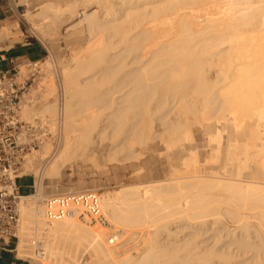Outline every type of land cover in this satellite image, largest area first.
Returning <instances> with one entry per match:
<instances>
[{
	"label": "bare ground",
	"instance_id": "bare-ground-1",
	"mask_svg": "<svg viewBox=\"0 0 264 264\" xmlns=\"http://www.w3.org/2000/svg\"><path fill=\"white\" fill-rule=\"evenodd\" d=\"M21 1L23 3H27L29 5V7H32V8L43 5L41 8V11H42V14H43L44 19H45V23H44L45 27L43 26L44 28H41L40 30L45 35H54L55 33L58 35H61V34L64 35L66 33V32L64 33L65 26L70 25L71 23H73L76 20H79L78 23H76L75 27H74V25H72L74 27V28L72 27L73 29L70 26L72 31L69 29H66L67 32L71 31V33H70L71 35H72V33L73 34L74 33L83 34L84 32L88 34V37H89L88 41L92 43V44H90L91 46L89 45L90 47L88 46V47H86V49L84 48L83 50L73 51L74 53L73 54L71 53L72 56L69 60L73 64L71 63L72 65H69V66L68 65L65 66L63 64L64 67L61 68L62 71L64 72V80L66 82L65 87H66L68 94L71 92V87L69 85L70 84V75H72L71 79H73V74H71V73H74V74L76 73V72H74V70L72 71V69H73L72 67L74 65H76L77 63H80L85 58H89V59L94 58V60H95V56H97L98 53H99V55H104L101 53L104 52L103 50H105L106 47H105L104 42H103L104 45H102L103 43H101V42L103 40L100 39L99 33L105 29H108L109 27H112V28L114 27V29H123L122 25L124 24L123 23L124 21H121L122 18H121L120 13L122 14V12H120V8H119V6H122V5H120V2H118L120 0H21ZM122 1L125 2V0H122ZM157 1H159V0H156V1L155 0H152V1L149 0V3L152 2L153 5H155V4H157ZM163 1H164V3H166V4L163 3L164 5L161 6V8L163 9V10L161 9L162 10L161 13L164 12L163 13L164 15L161 14L163 17L160 18V21L158 23L161 26L164 25L166 27L163 26L162 27L163 29H159L160 28V26L158 28L159 24H156L157 26L155 25V27H153L151 25V23H150L151 26L149 25V23H147L149 26H147V24L146 25L144 24L140 30L141 34L139 35V37H141L139 40H141V41L138 40V43L136 42L137 44L136 43L134 44L136 47L133 48L132 47L133 45L131 46L133 48V51L137 48L140 50V52L136 50L139 53L134 54L135 56L132 55L133 58L131 61H133V62L131 64V67H132V65H133V67H132V69H130L128 71V73L126 75L127 79L129 80V81H127V85H131L132 82H134V84H132L133 85L132 87L129 86L131 89L128 92L129 93L128 96L131 97L130 96L131 94H133V93L136 94L137 92L135 93L134 90H136V91L142 90L143 91L142 95H144V96L147 95L146 96L147 98L150 95L152 96V94H154V95L159 94L160 95V96L158 95L159 98L160 97L164 98V97H168V96L180 98V97H185V96L188 97L187 95L190 93L192 95H189V96L190 97L192 96V98H195V99L199 96H203V100H206V102H204L203 104H207V106L212 105L211 106L212 107V119L214 117H216V115L218 117H220V119L222 118L221 120H223V121L225 119V122L222 124V127L224 129L220 125H218V121L220 119L218 121H217V119H215L214 121L212 120V123H210V122L208 123L209 125H211L209 128L210 129L212 128V134L216 135V133H217L216 136L214 135L215 138H212V142H213L212 148H213V150H216L215 155L217 154V156H215L214 154H212V155H214L215 157H217L219 159V160H217V158L215 159L218 161V163L220 162V165L215 167L214 170L219 169L220 171L219 172H217V170L214 171V172H216V174H214V173L212 174V179H214V180H212V183L210 182V185L207 184L208 182L207 183L203 182V184H205V183L207 184L206 185L207 187L205 188L206 192H204L205 190L202 191L203 194H206V195H204V196L200 195L199 198L197 197L194 200H192V202L194 204L192 203L193 205L191 204V207L188 205L189 209L187 208V210H189L191 212H189V214L184 215V216H187V219H188L187 224H189L188 226H190V227L191 226L196 227L197 225L199 228L204 227L205 225L207 227L208 224L210 225V222H208L205 218L212 216V224L211 225H213V224H218V225L221 224L222 225L223 218H226L227 221H230V223L232 222L235 224L236 227L235 226L234 227L236 228V230L238 229L240 231L241 230L246 231V233H248V235H247L248 237H252L251 235L254 234V232H258L261 236H263V239H264V0H171V1L170 0H168V1L162 0V2ZM146 2H148V1H146ZM167 2H169V4L171 6H172V4L170 2H174L173 6L171 7L169 4L167 5ZM152 3H150V4H152ZM126 4H127V2H126ZM143 4H145V0H144ZM129 5H131V4H129ZM166 5H167V7H164ZM126 6L129 7L128 4ZM168 6H169V9H168ZM40 7H39V9H40ZM123 7L124 6H122V9H123ZM157 7H158V5H157ZM159 9H160V7H159ZM201 10L204 13H202ZM123 11H125V10H123ZM127 14H128V12H127ZM153 17H155V16H153ZM155 19H157V18H155ZM117 23H119L120 25H118ZM34 24H36V23H34ZM115 24H117V25H115ZM141 24H142V22H140L138 20L135 21L134 23L131 22L130 27L124 28V29H128L126 31L127 36L129 35L130 31L138 29L141 26ZM154 24H155V22H154ZM36 25H38V24H36ZM14 27H16V26H14ZM10 28H13V27H10ZM164 28H166V29H164ZM196 29H198V30H196ZM12 33L13 32L11 31V29H5L4 28L0 31V38H8L11 36ZM122 33H123V31H122ZM124 33H125V31H124ZM124 33L122 35H124ZM66 35H67V33L65 34V36ZM125 35H124V38H122V39H125ZM129 38L131 39L130 36H129ZM127 40H128V38H127ZM93 42L94 43L98 42L99 44H96V43L94 44ZM101 45L104 47L102 48ZM100 51H101V53H100ZM107 51H108V49H107ZM136 51H134V52H136ZM131 52H132V50H131ZM101 57L102 56H100V58ZM100 58H99V60H100ZM86 60H88V59H85L84 61L86 62ZM85 62L82 61L81 63L83 64ZM97 62H98V59H97ZM129 63H131V62H129ZM92 65H93V63H92ZM129 66H130V64H129ZM211 71H212V74H211ZM124 79H126V78H124ZM123 81H121V82H123ZM128 82H129V84H128ZM72 83L74 85V82H72ZM44 90H46V89H44ZM36 93H38V92H36ZM72 94H73V92H72ZM193 94H195V96H197V97H194ZM137 96L139 97L138 93H137ZM137 96H136V98H137ZM133 97H134V95H133ZM152 97H154V96H152ZM166 99H164V100L166 101ZM161 100L159 102H161ZM174 100H176V99L174 98ZM137 102L140 103L139 100ZM149 103H148V105H149ZM194 103H196V102H194ZM165 104H166V102H165ZM189 104L187 106L184 104L183 105L185 107H187L189 110V107H188ZM46 105L47 104H44L42 107L40 106L41 107L40 110H41L42 115L44 112L50 113V112L56 111L53 107L46 106ZM95 105H93V106H95ZM167 105H168V103H167ZM108 107H109V105H108ZM131 107L132 106L129 105V107L127 106V109L131 108ZM137 107L136 106L132 107V110H130V111H133L134 108L137 109ZM160 107H161V105H160ZM23 108H24L23 114L28 118L32 117L31 116V112L33 111V110L31 111L32 108L30 109L28 107V105L24 106ZM106 109H107V107H106ZM117 109H118V107H117ZM154 109L156 111V108H154ZM135 111H138V110H135ZM139 111H140V109H139ZM152 111H151V113H152ZM169 111H170V109H169ZM126 112H127V110H126ZM143 112L141 111L142 114H143ZM55 113H57V112H55ZM116 113H118V112H116ZM141 113L139 112L138 114L141 115ZM174 113H172V114H174ZM179 114H180V112H179ZM129 115H130V113H129ZM144 115H145V113H144ZM182 116H184V115H182ZM52 117L53 116H51V118ZM96 117H98V116H96ZM118 117H119V113H118ZM142 117H144V116L142 115ZM72 118L73 117H72V114L70 112V105L63 106L62 119H63V123L65 126V134L63 133V135H65V136H64L63 141L61 142L62 145H61L60 151H58L56 153V155H57L56 158H55V155L52 154V155H54L53 157L55 159H54V161L52 159H50L51 161H53V163H52V165L49 164L50 166L48 165V167H50L49 169L47 167V169L49 170L48 174L49 173L52 174V173L58 171L63 164L68 162L70 159L74 158L76 155L78 156L81 154L80 156H83V155L87 156L93 152H98V153L102 152L101 151L102 149L99 147V145L95 146V144H94L95 139L96 138L99 139L100 137L98 138L97 137L98 135H96V134H95L96 138L92 137L93 131L91 132V131L86 130V129H85V131H82V132L78 131V133H77V131L75 130V126H74L75 123L73 124ZM136 118H137V116H136ZM130 119H131V116H130ZM132 119H133V117H132ZM139 119H141V118H139ZM182 119H183V117H182ZM128 120L129 119L126 118V121H128ZM221 120L219 122H221ZM121 121H123V120H121ZM121 121H120V123H122ZM88 122H91V121H88ZM128 122L132 123L131 121H128ZM137 123H139V122H137ZM162 123H163V121H162ZM186 123H187V121H186ZM186 123H184V124H186ZM120 125H122V124H120ZM139 125H141V124H139ZM139 125H137V126L134 125V126L138 128ZM147 125H148V123H147ZM165 125H167V124H164V126ZM129 126H131V125H129ZM129 126H127V127H129ZM151 126H153V125H151ZM177 126H178V124H177ZM97 127H99V126H97ZM131 127L128 129L129 131L127 130L128 136H129V133L130 134L132 133L133 127H132V130L130 131ZM102 128H104V127H102ZM137 128H136V130H137ZM142 128H144V127H142ZM175 128H176V126H175ZM220 128L222 129V131L226 130V132L225 133H223L224 131L223 132L222 131L217 132V130H219ZM123 129H121V130H123ZM151 129H153V128H151ZM173 129H174V127H173ZM179 129L177 128L176 131L180 132ZM63 130H64V128H63ZM142 130L139 131L140 134L137 132L138 135L142 134L141 133ZM155 130H157V129H155ZM60 131H62V130H60ZM103 131H104V129H103ZM176 131L174 132L175 134L173 136L171 135L172 138L169 136L171 139V143L175 146L174 149H176V147H178L179 143L182 142L181 139L183 140V138H181V139L179 138V135H178L179 133L177 132L178 133L177 134ZM113 133H114V130H113ZM147 133H148V130H147ZM149 133H150L149 136H150V138H152V140H153V138H155V136H157L151 130L149 131ZM99 134H101V133H99ZM148 134H147V136H148ZM164 134H166V133H164V131H163L162 135H164ZM181 134H182V132H181ZM183 134H182V137H183ZM225 134H227L226 138L224 137ZM124 135H126V134H124ZM132 135H134V134L133 133L131 134V139L133 137ZM143 135H145V132L143 133ZM187 136L188 135H186V137ZM138 137L134 138L135 141L138 139ZM162 137H164V136H162ZM108 138H109V136H108ZM143 138H145V139H143ZM127 139H128V137H127ZM148 139H146V136L145 137L143 136L141 138V141H140L141 144L147 145V143L149 142V141L147 142ZM164 139H166V136L164 137ZM99 140H98V142H99ZM114 140H112V141H114ZM138 140H140V139H138ZM152 140H150V141H152ZM161 140H163V139H161ZM135 141H133V144L135 143ZM166 141L168 142V140H166ZM140 142L138 141V143H140ZM161 142H163V141H161ZM100 145H101V143H100ZM125 145H127V144H125ZM145 145H143L144 149L146 148ZM102 147L106 148V144L103 145ZM128 147H131V146H128ZM128 147H127V149H128ZM51 148L52 147H51L50 142L46 141L42 145V148H41L42 153L40 152L41 154L38 155L39 151H36V152H38V154L36 153L35 155H33L32 158L29 159L28 163L30 164V166L33 165V167L35 169V167L36 166L38 167L40 165V163L46 161L45 160L46 159L45 157H47L46 155H48V154L51 155V152H50ZM147 148L150 150V152L153 150L151 145L149 146V144L147 145ZM180 148H181V146L175 150L174 156L177 157L178 154H179L178 156L181 155L180 153L182 152L183 149L182 148L180 149ZM143 151H141V152H143ZM81 152H84V153H81ZM138 152H140V149ZM109 153H110V151H109ZM130 153L132 154L133 152H130ZM139 154L142 155L144 153H142V154L139 153ZM127 155H128V153L126 154V156ZM135 155H137V154L135 153ZM126 158H128V157H126ZM177 158H180V157H177ZM171 159H172V157H171ZM175 159H173V160H175ZM49 163H50V161H49ZM186 164L187 163H185V166H186ZM30 171L33 172L32 169H30ZM59 171H61V170H59ZM212 171H213V168H212ZM42 173H44V172H42ZM187 179H189V178H187ZM42 181L43 180H41L39 182V185L42 183ZM179 181H181V180H179ZM158 183H160V182H158ZM143 185L145 186V184H143ZM151 185H152V183H151ZM161 186H162L161 188H163V185H161ZM199 186H202V185H200V182H199ZM135 187H137V186H135ZM198 187H197L196 191H198V189H200ZM202 187H204V186H202ZM133 188H134V186H133ZM156 188L154 186H150V187L148 186L144 190L145 192L142 196H141V193H143V192L139 193L140 194V196H139V194L137 193L136 190L134 191V193L132 191L133 194H136V193L138 194V196H137V194H136V196L134 195L135 196V197L133 196L134 198H132L131 192L128 191L129 192L128 195L131 194V196H129L130 200L126 199L128 197L127 194L124 195L125 197H122L123 193H120V192L119 193L117 192V195L116 194L115 195L108 194L106 197H104V199H102L101 212L106 217V221L102 222V223H94V222L86 223V222L80 220L78 217H65L62 219L52 220V222H50V224H48L49 222L48 223L44 222L45 221L44 218H43L44 221L41 220L42 219L41 216L43 214V211H36V208L32 205L34 203H32L31 205L30 204L28 205L27 199H29V198L32 199V197L36 196V195L22 196L21 197V200H22V202H21V217L23 220V226L20 228V232H19L20 233L19 234L20 242L18 245L19 254L22 256V252L24 251L23 248L25 245L23 242L25 240L26 230H30L29 224H32V225H35L38 230H44L47 233L46 234L47 237L44 236L45 238H48V240L45 243L46 260L51 259V261H52L53 259H57V261H59L60 264H64L65 261H67V263H68V261L73 262V259L76 256L79 257V255H81L79 250H78L80 246H85L86 250L88 249V251L91 250L92 254L95 255L96 257H98V259H100L98 261H100L101 264H226V263L232 264L233 263L232 257L237 256V255L236 256L234 255V250H236L238 248L239 249L238 252H241L242 248H241V246H238L240 244L237 245V243H236L237 248L236 249L234 248L232 251L229 250L230 252L226 253L225 251L228 250L227 248L232 249V247H228V245H227V248H225L226 250L224 251L223 246L225 244L223 246L222 245L219 246L221 243L220 244H217V243L221 242V240L216 238L215 240H217V242L215 240H214L215 242H213V244L215 243L216 245H211L212 243H210L209 245H211V246H209V247L213 246L212 249H210V248H208V245H207L209 243V241H207L208 242L207 243L206 240H211V239L202 240V239H199L198 236H197L198 238L195 236V239H194V238H190V237H192L191 236L192 234L191 235L189 234L190 237H188V235L186 236V238H189V239L183 240V238H181V237H182V234L184 233L183 232L184 230H181L182 227L180 228V226H181L180 224H179L180 226L177 227L179 229L175 230V228H174V231L171 229H170V231L168 230L169 232L167 231L168 235H166V237L164 236V234H161L162 233L161 229L162 228L164 229V226L161 227L162 226L161 224H164L165 222L162 221V223H161L160 220L165 219V217L166 218L168 217L167 221H170L169 218L171 219V216L173 218L177 214L182 215L183 213H182V210L180 209V207L181 206L183 207V205L185 207V204H183V205L181 204V206H179L181 201L179 200V202H177L178 201L177 199H179L180 196L175 198L176 193H178L177 191L173 195L170 194V192H173L175 189L173 191L172 190L168 191L169 187H168V189L166 187L167 190L163 189L166 192H163V190H161V188L158 189L159 188L158 187L157 188L158 190H155ZM173 188H175V187H173ZM171 189H172V187H171ZM192 191H193V189H192ZM200 191H201V189H200ZM91 192L92 191H89L87 193H91ZM202 192H201V194H202ZM207 192H208V194H207ZM209 192H212V193L209 194ZM81 193H83V192H81ZM195 193H197V192H195ZM198 193L200 194V192H198ZM188 195H190V193ZM188 195H187V197H188ZM66 196H71V195H66ZM56 198H58V196L51 197L50 199H56ZM192 198H193V195H192L191 199ZM184 199H188V198H184ZM190 202H189V204H190ZM184 210L187 211L186 209H184ZM36 212H37V214H36ZM186 213H188V211ZM178 215H177V219H178ZM180 218H181V216H180ZM251 220H255V222L251 221ZM179 221H181V220H179ZM35 222H36V224H34ZM158 222H160V225H158L159 224ZM168 223H170V222H168ZM168 223L164 224L165 227H166V224H168ZM224 224H225V220H224ZM168 225H170V224H168ZM150 226H152L153 229H150ZM158 226H159V228H158ZM173 226H176V224ZM126 227L132 228L133 230H135L134 228H137V229L140 228L142 230V232L145 233L142 236H145V238H146V240H145V242H147V244L145 245L146 248H144V247H143L144 249L140 248L141 250L142 249L143 250L141 252L137 253L136 255H133V256L131 255L132 253L130 254L129 251H128L129 253H127L126 252L127 249L125 250V248H124L125 252L123 250L124 253H122V251L118 250L123 245H125L123 243L126 240L122 241L123 242L122 244L117 242L118 245L115 247L109 246L110 239L114 236L117 237V239H119L120 237L118 236L119 235L118 232H120L124 228L126 229ZM168 227L170 228L172 226H168ZM185 228H187V227H184V229ZM31 229H33V228H31ZM163 229H162V231H163ZM187 229H189V228H187ZM200 229H202V228H200ZM200 229H199V231H200ZM219 229H218V231H219ZM109 230H112L113 233ZM126 230H128V229H126ZM141 230H139L140 233H141ZM166 230H167V228H166ZM139 231L138 232L134 231L133 234L135 235V237L137 235H139V234H137V233H139ZM192 231H194V230H192ZM197 231H198V229H197ZM201 231H202V233H204V229ZM221 231H222V228H221ZM227 231H228V233H230V230H228V228H227ZM40 232H43V231H40ZM109 232H111L110 234H112V236L109 234ZM127 232H129V231H127ZM231 232H233V231H231ZM41 234L43 235V233H41ZM194 234L197 235L196 233H194ZM213 234H215V233H213ZM244 234H243V236H244ZM107 235H110L111 237H109ZM198 235L200 237H202V234H198ZM219 235H221V232ZM224 235H222V236H224ZM227 235L224 237H227ZM229 235H231V234H229ZM232 235H233V233H232ZM255 235H256V233H255ZM260 235L258 237H260ZM67 236L73 238V240L75 241L74 244L76 243L75 244L76 246L73 247V249L71 248L70 250H67L65 248H63L65 250H62L60 245H61V242L63 240L61 241V239H62V237H67ZM205 236H207V235H205ZM205 236L203 234V237H205ZM214 236L215 235H212V237H214ZM222 236H220V237L222 238ZM130 237H133V236L130 235L129 238ZM193 237H194V235H193ZM220 237L218 236V238H220ZM231 237H233V236H231ZM71 238H69V239H71ZM242 238H239L240 239L239 242H241V243L243 241ZM222 239H225V238H222ZM238 240H236V241H238ZM44 241H45V239H44ZM127 241H129V240H127ZM233 241L235 242L234 239H233ZM244 241L246 244V240H244ZM248 241H249V239H248ZM252 241H253V239H252ZM262 241H264V240H262ZM230 242H231V240H230ZM71 243H73V242H71ZM71 243H70V245H71ZM232 243H229V244H232ZM247 243H249V242H247ZM64 244H66V243H64ZM233 244H235V243H233ZM254 244H252V245L254 246ZM241 245H243V244H241ZM252 245H247V246H251V248H252L253 247ZM260 245H261L260 248H262L263 244H261V241H260ZM256 246L258 247V245H256ZM134 247H136V246H134ZM246 248H249V247H246ZM253 248H255V246ZM130 249H132V248H129V250ZM245 249L243 252H245ZM81 250H82V248H81ZM83 250H84V248H83ZM83 250H82V252H83ZM255 250L261 251L259 249V247H258V250L257 249H255ZM262 250H264V248H262ZM182 253L185 257L181 256ZM244 254H246V252ZM256 254H257V252H256ZM240 255H242V252L239 253V256H237V257H240ZM252 255H254V253ZM263 256H264V252H262V253L258 252V254L256 256V257H258V260H257V258H256V260L259 262L255 261V257H254L253 261H255V263L251 262L249 264H253V263L254 264H264V257ZM182 258H184V259H182ZM242 258H244V257H242ZM251 258L253 259L252 256H251ZM44 259H45V257H44ZM76 259H77V257H76ZM238 259H240V258H238ZM248 259H247V261H248ZM57 261H56V263H57ZM249 261H250V259H249ZM42 262H43V259H42ZM53 262H55V261H53ZM70 262H69V264H70ZM77 263H78V261H77ZM241 263H243V262H241Z\"/></svg>",
	"mask_w": 264,
	"mask_h": 264
},
{
	"label": "rangeland",
	"instance_id": "rangeland-1",
	"mask_svg": "<svg viewBox=\"0 0 264 264\" xmlns=\"http://www.w3.org/2000/svg\"><path fill=\"white\" fill-rule=\"evenodd\" d=\"M12 1L15 4V6L19 7L18 10H19V17H20V28L18 29V32H20V35L23 36L24 42L25 43H27V42L37 43L38 45H40V47L43 48L42 59L40 60V63L37 66H33L31 68L27 64H25V65H22V67L20 68L21 75L25 76V77L30 76V73H32V71H34V70L37 71V73L35 75V82L33 83L32 87L29 89V92L25 98L24 105H23V107L28 105V107L30 109L32 108L31 109V111L33 110L31 112L32 117L28 118L23 113L22 114H23V117L25 119H31V118H35V117H38V118L44 117V118L49 119L52 123L51 129H52V134H53V138L48 139V142H50L52 148L50 149L51 155L48 154V155H46L47 157H45L46 161L40 163V165L38 167L36 166L37 168L35 167V169H34L33 165L30 166L28 161L30 158L33 157V155H35L36 153L38 154V152L35 151V152H33V154H31L27 157L25 168L27 170L32 169L33 172H31L29 175L24 177V178H29L31 180L30 191L25 196L36 195V196H33L32 199L31 198L27 199L28 205L29 204L31 205L32 203H34L32 205L36 208V211H44L46 200L51 198V197L73 195V194H78L81 192H89V191L98 193L100 198H101V204H102V199H104V197H106L108 194H113V195L116 194L117 195V192L118 193L120 192V193H123L122 197H125L124 195H126V194L128 195L129 192H131L132 198H134L137 193L139 194V193L143 192V193H141V196H142L145 192L144 190L148 186L149 187L154 186L155 188L159 187L158 189H160L162 187L161 185H163V188H161V190H163V189L165 190L166 187H167V189L169 187L168 191L169 190L173 191L175 189L173 192H170V194L173 195L177 191L178 193H176L175 198L180 196L179 199H177L178 200L177 202H179V200L181 201L179 206H181V204L182 205L185 204L186 208L184 207V205H183V207L181 206L180 209L182 210L183 214L182 215L177 214L178 219L181 221H179L177 219V215H175V216L173 215L174 216L173 218L171 216V219L169 218L170 221H167L168 217L167 218L165 217V219L160 220L161 223H162V221L165 223L170 222V223H168L170 225L166 224V227L164 225L165 223L161 224L162 225L161 227L164 226V229H165L164 230L162 228L163 231L161 229V232H162L161 234H164V236L166 237V235H168V232L170 231V229L174 231V228H175V230H177V229H179L177 227L181 225L180 226V228L182 227L181 230H184L183 231L184 233L182 234V237H181V238H183V240L189 239V238H186V236L188 235V237H190L191 234H192L191 235L192 237H190V238L195 239V236L196 237L198 236L199 239H202V240L211 239V240H206V242L209 241V243L207 242L208 248L212 249L213 246L212 247H209V246L216 245L215 243L213 244V242H215V241L217 242V240H215L217 238V239L221 240V242L217 243V244L221 243L219 246H221V245L223 246L225 244L223 246L224 251L226 250L225 248H227V245H228V247H232V249L227 248L228 250L225 251L226 253L230 252L229 250L232 251L234 248L236 249L237 248L236 246L238 244H240L238 246H241V248L243 249V250L241 249L242 255H240V257H237V256H239V253H241V252H238L239 251L238 248L236 250H234V255L235 256L237 255V256L232 257L233 259L231 258L233 260V263L234 264H240L241 262H243L244 264H249L251 262L255 263V261L258 260V257H256L258 252H261V253L264 252V250H262V248H264V241H262V240H264V239H263V236H261L258 232H254V234L251 235L252 237H248L247 236L248 233H246V231L241 230L242 231L241 232L238 229L236 230L235 224L232 222L230 223V221H227L226 218H223L222 225L221 224L220 225H218V224L211 225L212 224V216H209L210 218L207 217L208 219L205 218L208 222H210V225L208 224L207 227H206V225L204 227H200L202 229H200L198 227V225L196 227H194V226L190 227V226H188L189 224H187L188 223L187 222L188 221L187 216H184L186 214H189V212H191V211L187 210V208L189 206L191 207V204L193 203L192 200H194L197 197L199 198L200 195L201 196L206 195V194H203L202 191L205 190L204 192H206V189H205L207 187L206 185L207 184L210 185V182L212 183V180H214V179H212V174L213 173L216 174V172H214V171H216V170H217V172L220 171L219 169L214 170L215 167L220 165V162L218 163L217 160H219V159L217 157H215V156H217V154L215 155L216 150H213V148H212V143H213L212 138H215L217 133H216V135L212 134V128L211 129L209 128L211 125L208 124L209 122L212 123V120L214 121L215 119H217V121H218L220 119V117H218L216 115L217 118L213 116L214 118L212 119V107H211L212 105L207 106V104H203L204 102H206V100H203V96L197 97V96H195V94H193L194 97L198 98V99L197 98L195 99V98H192V96L191 97L189 96V95H192L190 93L187 95L188 97L185 96V97H180V98L179 97L176 98V97H172V96H168L169 98L168 97H164V98L160 97L159 98V96H160L159 94L154 95L151 93L152 96H154V97H152L149 94L151 97L148 96V98H147L146 97L147 95L146 96L142 95L143 94L142 90H137V91L134 90L135 93L136 92L138 93L139 97L137 96V93L131 94L130 95L131 97L128 96L129 95L128 92L131 89L130 87L133 86L132 84H134V82H132L131 85H127V81H129V80L127 79L126 75H127L128 71L130 69H132V67H133V65L131 67V64L133 62L131 60H132L133 56H135L134 54H138L140 52V50L137 48L134 51L137 50L139 52L133 51V48L136 47L134 44L136 42L138 43V40L141 38V37H139V35L141 34L140 30L144 24L146 25L147 23H149V25H150V23H151V25L153 27H155L156 24H159L158 22L160 21V18H162L163 17L162 15H164L163 14L164 12L161 13L163 10L161 8V6L166 4V3H164V1L162 2V0L157 1V4H155V5H153L152 2H150V3H152V4H150L149 0H145V4H143L144 0H125V2H123L122 0L118 1V2H120V5L125 7V8L123 7V9H122V6H119L120 12H122V14L120 13L121 18H122L121 21H124L123 22L124 24L122 25L123 29H114V27L113 28L109 27L108 29H105L99 33L100 39L103 40L101 43L104 42L105 47H106L105 50L102 49L104 52L101 53V51H100V53L104 54V55H99V53H98L99 56L98 55H97L98 57L95 56V60H94V58H90V59L85 58V59H88V60H86V62L84 61L85 59H83V60L81 59L85 63L82 64L81 63L82 61H81L80 63H77L78 65L76 64L72 67L73 68L72 71L74 70V72H76V73L75 74L71 73V74H73V79H71L72 75H70V84L69 85L71 87V92L69 93L70 94L69 95L67 93V90L65 87L66 82L64 80V72L62 71L61 68H63L64 65L69 66V65L73 64L72 62L69 61L72 54L74 53L73 51L83 50L84 48L86 49V47H88L90 44H92L91 42L88 41L89 40L88 34L85 32L83 34H76V33H74V34L72 33V35L70 34L72 31L71 28L73 27L72 25H74V27H75L76 23H78V21H79V20H76L73 23H71L70 25L65 26L64 33L65 32L67 33L66 36H65L66 33L64 35L63 34L58 35L56 33L54 35H45L40 30L41 28L45 27L44 26L45 19H44V16L42 14V11H41V8L43 5H40L41 7L38 6V7L32 8V7H29V5L27 3H23L21 0H12ZM146 1H148V2H146ZM150 1H152V0H150ZM166 1H168V0H166ZM126 2H127L129 7L126 6L127 5ZM170 3L173 6L174 2H170ZM129 4H131V5H129ZM168 4H169V2H167V5ZM157 5H158V7H157ZM167 5L164 7H167ZM39 7H40V9H39ZM159 7H160V9H159ZM168 9H169V6H168ZM123 10H125L126 12ZM127 12H128V14H127ZM202 13H204V12L202 11ZM153 16H155V17H153ZM155 18H157L158 20ZM137 20L142 22L141 26L136 30L130 31L129 35L127 36L126 31L128 29H124V28L130 27V23L131 22L134 23ZM153 21L155 22V24ZM34 23H36L38 25H36ZM117 24L120 25L119 23H117ZM117 24H115V25H117ZM149 25L147 24V26H149ZM70 26H71V28H70ZM159 26H160V28H159ZM163 26L164 25L161 26L159 24L158 28L163 29L162 28ZM164 27H166V26H164ZM66 29H69L71 31L68 30L69 32H67ZM164 29H166V28H164ZM196 30H198V29H196ZM122 31H123V33L125 31L124 35L126 34L125 39L127 40V38H128L127 41L125 39H122V38H124V35H122L123 34ZM129 36L131 37V39L129 38ZM139 41H141V40H139ZM95 43L99 44L98 42H95ZM104 43L102 45H104ZM103 47L104 46H102V48ZM107 49H108V51H107ZM131 50H132V52H131ZM100 56H102V57L100 58ZM99 58H100V60H99ZM97 59H98V62H97ZM91 62L93 63V65ZM129 62H131V63H129ZM128 63L130 64V66ZM211 74H212V71H211ZM124 78H126L127 80ZM71 81L74 82V85ZM121 81H123V82H121ZM128 84H129V82H128ZM44 89H46V90H44ZM36 92H38V93H36ZM72 92H73V94H72ZM133 95H134V97H133ZM136 96H137V98H136ZM174 98L176 100H174ZM191 98L193 100L194 99L195 100L193 101ZM137 99L140 101V103L137 102L138 101ZM164 99H166V101ZM160 100H161V102H159ZM164 101L166 102V104ZM194 102H196L197 104ZM148 103L150 106L148 105ZM167 103H168V105H167ZM44 104H47L46 106L53 107L56 111L50 112V113L44 112L42 115L40 108ZM183 104L186 106L189 104V106H188L189 110ZM66 105H70V112H71L72 117H73L72 122H73V124L75 123L74 126H75V130L77 131V133H78V131L79 132L85 131V129L89 130L91 132L93 131L94 134L92 133V135H93L92 137L96 138L95 137L96 135H98L97 136L98 138L100 137L99 138L100 140L97 138H96L97 140L95 139L94 144H95V146L99 145V147L102 149L101 150L102 152H99V153L93 152L87 156L83 155L84 157L80 156L81 154L78 156L76 155L74 158H72L73 160L70 159L68 162L65 163L66 165L63 164L64 166L62 165L60 167L59 170H61V171L58 170L52 174H50V173L48 174V172H49L48 169L50 168V167H48V165L49 164L52 165L54 159L57 156L56 153L58 151H60V148L62 145L61 142L63 141L64 136H65V135H63V133L65 134V126L63 123V119H62V110H63V106H66ZM93 105H95V106H93ZM108 105L110 108L108 107ZM129 105L132 107H135V106L136 107L138 106V107H137V109L134 108L133 111H130V110H132V107L127 109V106L129 107ZM160 105H161V107H160ZM106 107H107V109H106ZM117 107H118V109H117ZM138 108L140 109V111ZM154 108H156V111ZM169 109H170V111H169ZM23 110H24V108L22 109V112H23ZM126 110H127V112H126ZM135 110H138V111H135ZM141 111L142 112L144 111L143 114L141 113ZM151 111H152V113H151ZM55 112H57L58 114ZM116 112L119 113V117H118V113H116ZM139 112L141 113V115L138 114ZM171 112L172 113L175 112V113L172 114ZM179 112H180V114H179ZM129 113H130V115H129ZM144 113H145V115H144ZM135 115L137 116V118ZM142 115L144 117L145 116L146 117L144 118V117H142ZM182 115H184V116H182ZM51 116H53V117L51 118ZM96 116H98V117H96ZM130 116H131V119H130ZM132 117L134 120L132 119ZM182 117H183V119H182ZM126 118L129 119L128 121H131L133 124L126 121ZM139 118H141V119H139ZM121 120H123V121H121ZM88 121H91V122H88ZM120 121L122 123H120ZM162 121H163V123H162ZM186 121H187V123H186ZM219 121H218V125H220L222 127V124L225 122V119H224V121L223 120H221V122H219ZM137 122H139V123H137ZM147 123H148V125H147ZM184 123H186V124H184ZM120 124H122V125H120ZM139 124H141V125H139ZM164 124H167V125L164 126ZM177 124H178V126H177ZM126 125L127 126L131 125L133 127V130H132L131 126L127 127ZM134 125L135 126L139 125V126L137 128ZM151 125H153V126H151ZM174 125L176 126V128ZM97 126H99L101 129ZM102 127H104V128H102ZM130 127H131L130 131L132 130V133L134 134V135H132L133 136L132 139H131L132 133L131 134L129 133L130 137L127 135L128 131H129L128 129ZM142 127H144V128H142ZM173 127H174V129H173ZM63 128H64V130H63ZM136 128H137V130H136ZM151 128H153V129H151ZM167 128L168 129L170 128V129L168 130ZM177 128L178 129L180 128L179 129L180 132L176 131ZM103 129H104V131H103ZM121 129H123V130H121ZM139 129L142 130L141 135H138V133L140 134ZM155 129H157V130H155ZM60 130H62V131H60ZM113 130H114V133H113ZM147 130H148V133L150 130L153 131L155 133V135H157V136H155V138H153V140H152V138H150V136H149L150 133L148 134ZM174 130L176 131V133L177 132L179 133V134L178 133L177 134L179 135L180 139L183 138V140L181 139V141L183 143L180 142L178 145V147L181 146V148L183 150L180 153L181 154L180 156H178L179 154L177 155V157H180V158L182 157L181 159L174 156L175 150L178 149V147H176V149H174L175 146L171 143V139H170L171 135L173 136L175 134ZM143 131L145 132V135H143V133H144ZM163 131L167 135L166 134L162 135ZM218 131L221 132L222 129L220 128L219 130H217V132ZM98 132L101 134H99ZM181 132H182V134L183 133L185 134V135L183 134V137H182ZM225 132H226V130L223 133H225ZM146 133L148 134V136ZM124 134H126V135H124ZM186 135H188V136L186 137ZM226 135L227 134H225V136H224L225 138H226ZM108 136H109V138H108ZM143 136L144 137L146 136V139L149 138L147 140V142L148 141L149 142L148 143L146 142V143H147V145L149 144V146L151 145V147L153 149L151 151L152 153L147 148V145L141 144L140 141H141V138ZM162 136H164V137L166 136V139H164V137H162ZM127 137H128V139H127ZM137 137L140 140L137 139L135 141L134 138H137ZM143 139H145V138H143ZM161 139H163V140H161ZM98 140L101 143V145L98 142ZM112 140H114V141H112ZM150 140H152L153 142ZM166 140H168V142ZM133 141H135L136 144L135 143L133 144ZM138 141L140 143H138ZM161 141H163V142H161ZM102 144L103 145L106 144V148L105 147L103 148ZM125 144H127V145H125ZM143 145H145L149 151L146 148L144 149ZM128 146H131V147H128ZM127 147H128V149H127ZM41 148L37 150V151H39L38 155H40L42 153ZM139 149H140V152H138ZM109 151H110V153H109ZM141 151H143V152H141ZM130 152H133V153L131 154ZM81 153H84V152H81ZM127 153H128V155L126 156ZM135 153L137 155H135ZM139 153H141V154L144 153V154L140 155ZM52 154L55 155V158L53 157L54 155H52ZM212 154H214L215 156ZM126 157H128V158H126ZM171 157H172V159H171ZM216 158H217V160H215ZM50 159H52L53 161H51ZM173 159H175V160H173ZM48 160L50 161V163ZM185 163H187L186 166H185ZM47 167H48V169H47ZM212 168H213V171H212ZM42 172H44V173H42ZM187 178H189V179H187ZM41 180H43L44 187H43L42 191L39 190V192L37 193L38 184ZM179 180H181V181H179ZM158 182H160V183H158ZM199 182H200V185H202L204 187L199 186ZM203 182H206V183L208 182V183L203 184ZM151 183H152V185H151ZM143 184H145V186ZM195 185L196 186L198 185L199 187L198 186L197 187L200 188L201 191H200V189H198V191H196L197 187ZM133 186H134V188H133ZM135 186H137V187H135ZM171 187H172V189H171ZM173 187H175V188H173ZM157 188L155 190H158ZM192 189H193V191H192ZM135 190L137 191V193L135 192L136 194H133ZM164 190H163V192H166ZM132 191H133V193H132ZM195 192H197V193H195ZM198 192H200V194ZM201 192H202V194H201ZM189 193H190V195H188ZM210 193H212V192H209V194ZM131 194L128 195V197L126 196L127 197L126 199H129V196H131ZM138 194H137V196H138ZM207 194H208V192H207ZM187 195H188V197H187ZM192 195H193V198L191 199ZM139 196H140V194H139ZM184 198H188V199H184ZM21 202H22V200L20 199V222H19V226L17 228V233H16L18 243L20 242V236H19L20 228L23 226V220L21 217ZM189 202H190V204H189ZM184 209H186L188 211V213H186L187 211H185ZM36 214H37V212H36ZM180 216H181V218H180ZM41 218L40 219L42 221H44L42 216H41ZM224 220H225V224H224ZM251 221L255 222V220H251ZM44 222L48 223V221H46V220ZM158 223L157 224L160 225V222H158ZM34 224H36V222ZM48 224H50V222ZM175 224H176V226H173ZM167 225L172 226V227L169 228ZM29 226H30V228H29L30 230H26L25 240L23 242L25 245L23 244L24 245V248H23L24 251L22 252V257L31 260L35 264H55L57 259H53L52 261H51V259L46 260L45 243L48 240V238H45L44 236L47 237V235H46L47 233L44 230H38L35 225L29 224ZM184 227H187L190 230L192 229L194 231H192V230L190 231L187 228L184 229ZM31 228H33V229H31ZM158 228H159V226H158ZM166 228H167V230H166ZM221 228H222V231H221ZM227 228H228V230H230V233H228ZM126 229H128V230H126ZM126 229L124 228L123 230L118 232V234H119L118 236L120 238L117 240V242L122 244L123 243L122 241L126 240L123 243L125 245H123L118 250L122 251V253H124L125 250L127 249L126 252L127 253L130 252V254L132 253L131 255L133 256V255H136L137 253L141 252L144 248H146L145 247V245L147 244V242H145L146 238H145V236H142L145 233L142 232V230L140 228H138V229L134 228L135 230H133L132 228L126 227ZM150 229H153L152 226H150ZM197 229H198V231H197ZM199 229H200V231H199ZM203 229H204V233H202V231H201ZM218 229H219V231H218ZM139 230H141L142 234L140 233ZM40 231H43V232H40ZM109 231L112 232V230H109ZM127 231H129V232H127ZM134 231H137V232L139 231V233H137V234H139L140 236L136 234L137 236L135 237V235L133 234ZM231 231H233V232H231ZM111 232H109V234ZM220 232H221V235H219ZM41 233H43V235ZM194 233H196L197 235H195ZM213 233H215V234H213ZM232 233H233V235H232ZM255 233H256V235H255ZM198 234H202V237H200ZM203 234H204V236L207 235V236H205L206 238L203 237ZM227 234L228 235L231 234V235L228 236ZM238 234L239 235L241 234V235L239 236ZM243 234H244V236H243ZM110 235L112 236V234H110ZM110 235H107V236L111 237ZM130 235L133 237L129 238ZM193 235H194V237H193ZM212 235H215V236L212 237ZM222 235H224V236L227 235V237H224ZM259 235H260V237H258ZM218 236L219 237L222 236V238H225V239H222L221 237L218 238ZM231 236H233V237H231ZM238 237L239 238L243 237L242 243L239 242L240 239ZM69 238H71V237H69V236L62 237L61 241L62 240L63 241L61 242V245H60L62 250H65V249L70 250L71 248L73 249V247L76 246L75 245L76 243L74 244L75 241L73 240V238H71V239H69ZM44 239H45V241H44ZM233 239L235 240V242L233 241ZM248 239H249V241H248ZM252 239H253V241H252ZM34 240H40L42 242L43 256L41 258L37 257L35 255L34 246H33ZM127 240H129V241H127ZM230 240H231V242H230ZM236 240H238V241H236ZM244 240H246V244H245ZM70 241L73 243H71ZM260 241H261V244H263L262 248H260L261 247ZM117 242L115 244H111V243L110 244L108 243V244H109V246L115 247L118 245ZM232 242L235 244H233ZM247 242H249V243H247ZM64 243H66V244H64ZM70 243H71V245H70ZM210 243H212V244L209 245ZM229 243H232V244H229ZM236 243H237V245H236ZM254 243L256 245H258V247L261 251L258 250V247ZM241 244H243V245H241ZM252 244H254L255 248H253L254 246ZM133 245L136 247H134ZM247 245H252L253 246L252 248L254 250L257 249L258 251H256V250L254 251L251 248V246H247ZM244 247L245 248L249 247L250 249L249 248L245 249ZM63 248H65V249H63ZM81 248H82V250L84 248L83 252H82ZM124 248H125V250H124ZM129 248H132V249L129 250ZM140 248H143V249L141 250ZM244 249H245L246 254H244L245 252H243ZM78 250L81 254V255H79L80 258L78 256H76L77 259L75 257L73 259V262L68 261V263H67V261H65L64 264H69V262H70V264H76L77 261H78L77 264H101L100 261H98L100 259H98V257L93 255L91 250L90 251H88V249L86 250L85 246H80ZM123 250H124V252H123ZM256 252H257V254H256ZM253 253H254V255L255 254L256 255L255 256L252 255ZM181 256L185 257L183 255V253L181 254ZM251 256L253 257V259L251 258ZM44 257H45V259H44ZM242 257H244V258H242ZM254 257H255V261H253ZM238 258H240V259H238ZM248 258L250 259V261ZM256 258H257V260H256ZM42 259H43V262H42ZM182 259H184V258H182ZM247 259H248V261H247ZM53 261H55V262H53ZM257 262H259V261H257ZM243 263H241V264H243ZM56 264H60V262L57 261ZM226 264H228V263H226Z\"/></svg>",
	"mask_w": 264,
	"mask_h": 264
},
{
	"label": "built area",
	"instance_id": "built-area-1",
	"mask_svg": "<svg viewBox=\"0 0 264 264\" xmlns=\"http://www.w3.org/2000/svg\"><path fill=\"white\" fill-rule=\"evenodd\" d=\"M27 65L32 68L38 64ZM21 67L15 74L0 76V243L17 239L22 197L19 181L31 173L25 168L27 157L53 138L49 119L23 117L24 101L37 71L25 77L21 75ZM101 205V198L95 192L58 196L46 200L42 217L48 222L78 217L86 223H102L106 217L101 212ZM117 240L114 236L110 243L115 244ZM33 246L35 255L41 258L42 242L34 240Z\"/></svg>",
	"mask_w": 264,
	"mask_h": 264
},
{
	"label": "crops",
	"instance_id": "crops-1",
	"mask_svg": "<svg viewBox=\"0 0 264 264\" xmlns=\"http://www.w3.org/2000/svg\"><path fill=\"white\" fill-rule=\"evenodd\" d=\"M18 8L12 0H0V31L5 28L11 29L13 32L8 38H0V76L15 74L22 65L39 64L42 59L43 48L37 43H25L23 36L18 32L20 28ZM19 184L21 185V196L28 194L31 188V180L23 178ZM43 187L42 181L40 185L38 184L37 193L39 190L42 191ZM18 245L17 239L0 243V264H35L19 254Z\"/></svg>",
	"mask_w": 264,
	"mask_h": 264
}]
</instances>
